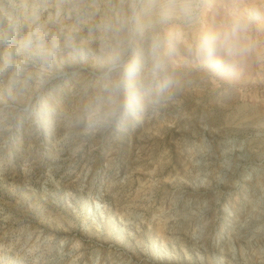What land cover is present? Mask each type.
Returning <instances> with one entry per match:
<instances>
[{
    "label": "rangeland",
    "instance_id": "1",
    "mask_svg": "<svg viewBox=\"0 0 264 264\" xmlns=\"http://www.w3.org/2000/svg\"><path fill=\"white\" fill-rule=\"evenodd\" d=\"M230 2L193 0L169 96L119 127L65 119L92 88L90 57L39 118L0 115V264H264V16L227 80L185 51Z\"/></svg>",
    "mask_w": 264,
    "mask_h": 264
},
{
    "label": "clouds",
    "instance_id": "2",
    "mask_svg": "<svg viewBox=\"0 0 264 264\" xmlns=\"http://www.w3.org/2000/svg\"><path fill=\"white\" fill-rule=\"evenodd\" d=\"M197 15L193 0H0V115L39 118L48 87L90 57L92 88L65 119L88 133L121 126L169 96L170 63ZM262 16L231 0L185 51L227 80Z\"/></svg>",
    "mask_w": 264,
    "mask_h": 264
},
{
    "label": "bare ground",
    "instance_id": "3",
    "mask_svg": "<svg viewBox=\"0 0 264 264\" xmlns=\"http://www.w3.org/2000/svg\"><path fill=\"white\" fill-rule=\"evenodd\" d=\"M206 157H207V156H206ZM212 163H213V162H212ZM248 223H249V222H248ZM252 226H253V225H252ZM252 226L250 225V226H247L246 229H244L245 227H244L243 229L245 230V232H248V231L251 229ZM245 232H244V233H245ZM239 233H241V232H239ZM243 235H244V234H243ZM238 236H240V235H238Z\"/></svg>",
    "mask_w": 264,
    "mask_h": 264
}]
</instances>
